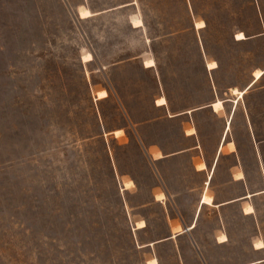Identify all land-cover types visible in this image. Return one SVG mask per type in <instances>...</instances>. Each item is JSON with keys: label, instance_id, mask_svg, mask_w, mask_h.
Returning <instances> with one entry per match:
<instances>
[{"label": "rangeland", "instance_id": "rangeland-1", "mask_svg": "<svg viewBox=\"0 0 264 264\" xmlns=\"http://www.w3.org/2000/svg\"><path fill=\"white\" fill-rule=\"evenodd\" d=\"M258 67L264 0H0V264H264ZM163 91L175 109L224 103L202 115L207 145L232 110L209 193L237 199L178 235L182 203L154 199L141 140L175 148L181 123L130 120L157 115Z\"/></svg>", "mask_w": 264, "mask_h": 264}, {"label": "crops", "instance_id": "crops-1", "mask_svg": "<svg viewBox=\"0 0 264 264\" xmlns=\"http://www.w3.org/2000/svg\"><path fill=\"white\" fill-rule=\"evenodd\" d=\"M246 37L247 36L245 35V38ZM236 40H241V39H236ZM148 58H151V57H148ZM145 60L143 63L144 67L153 66L154 62L152 65H148V66L145 65ZM211 60L216 61L217 65L216 67L210 69L207 67V62H208L207 61L206 62L207 70H212L218 67V61L215 58H212ZM260 69H264V67ZM263 75H264V72L261 75V77ZM252 80L253 78L246 84L245 87H247L248 84L252 82ZM257 80H255L249 87H247L246 90L249 89ZM160 97L165 98V103L163 104L157 103V99ZM217 98L219 97H216L203 104H195L193 106H186V107L175 109L171 107V104H170L171 100L169 96L166 94V92L163 91L162 93L158 94L157 97H155V99L152 100V103H151L152 108L157 110V112L160 114L157 113V115L155 116H152V115L145 116L144 118L140 120H136V121H132V119H130L132 123L136 124V126L142 124L145 127L148 126L149 123L150 124L157 123V122L161 123L166 120L170 122L178 121L181 123L180 143L177 142L179 146L177 145V147L175 148L168 149L162 144L152 145V144L147 143L145 139L141 140L149 157L151 158L153 164L155 165L158 171V175H159V179L161 183V188L159 189V191L154 193V199L159 200V201L168 199L175 203H182V205H178V209L182 211L180 213V216L177 217L178 219L176 220V222L171 224L169 227V229H173V227L179 225L180 227L179 229L181 230L176 231V235L181 234V232L184 231L183 229H194L196 227L198 216L200 214L201 208L204 205H223V204L230 203L234 201L235 199H237V198L228 199V200H224L218 203H214V194L209 193V186L213 179V174L216 168L219 154L221 153V150L225 144L229 145V142L233 143V141H226V135L228 134V131L230 130L226 128V125H227V120L232 119V115H231L232 110H231L228 113V115L225 116L223 128H222L218 141L216 142V139L213 138V141H211V144L207 145V141H206L207 139L204 133L205 127L202 121V115L205 111L207 113L212 112L215 114L218 112V110L224 109V103H223V107L220 109H215L213 107L212 102L216 100ZM136 132H137V135L140 137L139 131L137 129H136ZM223 133H224V140L220 144ZM219 144L221 145L220 148H219ZM234 149H235V145L233 149L231 148V150H234ZM156 152H159L161 156L155 157ZM200 162H203L205 166L202 168L198 167V164ZM180 163H182V165L184 166V169L182 172L179 168ZM238 172H241V171H238ZM241 174L242 176L240 178L236 177V173L234 177L233 175L231 176L235 180H240L244 177L242 172ZM128 187H124V188H128ZM160 193H162V196H158V194ZM203 194L211 195L212 204L201 203V197ZM246 194L244 196H240L239 198L247 197ZM197 205H199L198 208H197ZM196 208H197V211H196ZM243 212H244V208H243ZM246 214H249V213H246ZM185 218H190L189 222H186ZM192 222L195 225L193 227H189L192 224ZM144 224L145 225L143 227H140L137 229L144 228L146 226V223L144 222ZM257 260H261L260 262H262L264 261V258L257 259ZM255 261L249 264L259 263Z\"/></svg>", "mask_w": 264, "mask_h": 264}, {"label": "bare ground", "instance_id": "bare-ground-1", "mask_svg": "<svg viewBox=\"0 0 264 264\" xmlns=\"http://www.w3.org/2000/svg\"><path fill=\"white\" fill-rule=\"evenodd\" d=\"M84 13H87V10H85L84 12H83V14ZM134 23L136 24V25H140L142 22H141V20L140 19H136L135 21H134ZM135 25V26H136ZM196 26L197 27H202V26H204V22L202 21V20H200L199 22H197L196 23ZM236 39H243V38H245V35L243 34V32H241V31H239L237 34H236ZM153 59L152 58H148L147 60H145V65H152L153 64ZM216 62L215 61H211L209 64H208V67L209 68H214V67H216ZM262 73H263V70L262 69H257V70H255V72H254V80L253 81H255V80H257L261 75H262ZM243 90L242 91H239V94H243ZM157 103L158 104H163V103H165V98L164 97H160L159 99H157ZM203 201V200H202Z\"/></svg>", "mask_w": 264, "mask_h": 264}, {"label": "trees", "instance_id": "trees-1", "mask_svg": "<svg viewBox=\"0 0 264 264\" xmlns=\"http://www.w3.org/2000/svg\"><path fill=\"white\" fill-rule=\"evenodd\" d=\"M263 72H264V70H263ZM263 74V73H262ZM261 77V76H260ZM254 82V81H253Z\"/></svg>", "mask_w": 264, "mask_h": 264}]
</instances>
